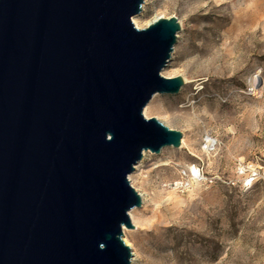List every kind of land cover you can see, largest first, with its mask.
Instances as JSON below:
<instances>
[{"label": "water", "instance_id": "obj_1", "mask_svg": "<svg viewBox=\"0 0 264 264\" xmlns=\"http://www.w3.org/2000/svg\"><path fill=\"white\" fill-rule=\"evenodd\" d=\"M144 0H0V264H132L129 174L182 131L145 107L181 23Z\"/></svg>", "mask_w": 264, "mask_h": 264}, {"label": "rangeland", "instance_id": "obj_2", "mask_svg": "<svg viewBox=\"0 0 264 264\" xmlns=\"http://www.w3.org/2000/svg\"><path fill=\"white\" fill-rule=\"evenodd\" d=\"M137 16L179 19L162 73L188 82L148 104L186 144L145 151L130 173L135 264H264V0H144Z\"/></svg>", "mask_w": 264, "mask_h": 264}, {"label": "bare ground", "instance_id": "obj_3", "mask_svg": "<svg viewBox=\"0 0 264 264\" xmlns=\"http://www.w3.org/2000/svg\"><path fill=\"white\" fill-rule=\"evenodd\" d=\"M137 17H138L137 15L133 16V22H134V24H135L137 27L141 28L142 25H141V23L139 22V20H138ZM185 82H188V80L185 79ZM148 110H149V105H147V106L145 107V109H144V114H145L146 116H148ZM162 122H163V121H162ZM182 138H183V137H182ZM212 143H213V140H212L211 138H208V139H207V146L211 145ZM185 144H186V142H185V139L183 138V139L181 140V146H184ZM168 160H169V159H168ZM166 161H167V160H163L161 164H167ZM139 162H140V161H139ZM139 162L135 165V168H136V169H137V167H138V165H139ZM196 168H197L196 165H192V166L189 167V170H194V169H196ZM129 178H130V181H131V175H130V174H129ZM193 179H194V178H193ZM131 183H132V185L134 186V183H133L132 181H131ZM137 190L139 191L138 188H137ZM139 192H140V194L143 196V193H142L141 191H139ZM136 211H137V207H134V208H132V209L130 210V212H129L130 217H131V220H132V222H134L135 224H136ZM123 230H124V240H125V242H126L128 245L131 246V249H132V252H133L132 264H135V261L138 260L139 252H138V250H137L135 244H134L132 241H130V239L127 237V234H128L129 232H132V231L134 230V227H133V228H128V227L124 226V227H123Z\"/></svg>", "mask_w": 264, "mask_h": 264}, {"label": "built area", "instance_id": "obj_4", "mask_svg": "<svg viewBox=\"0 0 264 264\" xmlns=\"http://www.w3.org/2000/svg\"><path fill=\"white\" fill-rule=\"evenodd\" d=\"M190 174H191L192 177L197 178V179L204 177L203 176V173L201 171V168H199V167H197L194 170H190ZM251 181H252L251 179L250 180L249 179H246L245 180V183L251 184Z\"/></svg>", "mask_w": 264, "mask_h": 264}]
</instances>
